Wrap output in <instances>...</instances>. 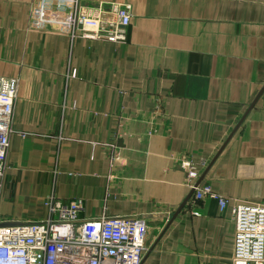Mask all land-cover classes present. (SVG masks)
<instances>
[{
  "label": "crops",
  "instance_id": "1",
  "mask_svg": "<svg viewBox=\"0 0 264 264\" xmlns=\"http://www.w3.org/2000/svg\"><path fill=\"white\" fill-rule=\"evenodd\" d=\"M40 5L56 10L0 0V76L18 80L0 223L44 220L53 197L79 222L143 217L141 264H231L234 206H264V0L77 1L105 20L129 6L124 42L33 24ZM189 167L224 212L178 211Z\"/></svg>",
  "mask_w": 264,
  "mask_h": 264
},
{
  "label": "built area",
  "instance_id": "2",
  "mask_svg": "<svg viewBox=\"0 0 264 264\" xmlns=\"http://www.w3.org/2000/svg\"><path fill=\"white\" fill-rule=\"evenodd\" d=\"M78 0H55V11L44 6L34 9L33 24H57L69 39L126 40L130 7L113 8L112 20L101 14L80 16ZM67 7V9H65ZM18 80L0 76V187L5 175L9 135L12 132L13 105ZM196 171L187 168L193 201L213 198L220 212L227 199L212 192L210 186H196ZM44 220L1 226L0 264H141L147 251V225L141 216L101 218L79 222L80 203L66 205L53 197L44 202ZM235 235L231 264H264V206L238 203L232 210Z\"/></svg>",
  "mask_w": 264,
  "mask_h": 264
},
{
  "label": "water",
  "instance_id": "3",
  "mask_svg": "<svg viewBox=\"0 0 264 264\" xmlns=\"http://www.w3.org/2000/svg\"><path fill=\"white\" fill-rule=\"evenodd\" d=\"M203 177H201L196 183H195V187L198 186L201 182ZM193 193V190L190 191L189 195L186 197V199L184 200V202L182 203V205L180 206V208L178 209V211L181 210V208L185 205V203L189 200V198L191 197ZM9 225H15L14 223H2L1 226H9Z\"/></svg>",
  "mask_w": 264,
  "mask_h": 264
}]
</instances>
